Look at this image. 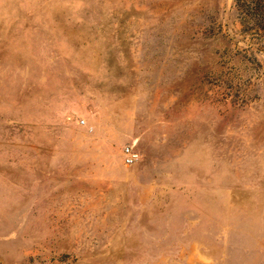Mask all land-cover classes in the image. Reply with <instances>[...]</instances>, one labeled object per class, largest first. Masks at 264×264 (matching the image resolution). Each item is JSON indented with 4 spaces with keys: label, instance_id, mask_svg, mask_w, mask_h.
Returning <instances> with one entry per match:
<instances>
[{
    "label": "rangeland",
    "instance_id": "374dc122",
    "mask_svg": "<svg viewBox=\"0 0 264 264\" xmlns=\"http://www.w3.org/2000/svg\"><path fill=\"white\" fill-rule=\"evenodd\" d=\"M0 264H264V0H0Z\"/></svg>",
    "mask_w": 264,
    "mask_h": 264
},
{
    "label": "built area",
    "instance_id": "2783aa9c",
    "mask_svg": "<svg viewBox=\"0 0 264 264\" xmlns=\"http://www.w3.org/2000/svg\"><path fill=\"white\" fill-rule=\"evenodd\" d=\"M122 158L125 164L131 165L138 161L139 153L132 145H125L122 149Z\"/></svg>",
    "mask_w": 264,
    "mask_h": 264
}]
</instances>
